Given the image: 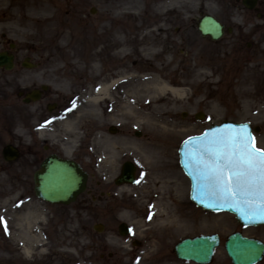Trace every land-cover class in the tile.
Listing matches in <instances>:
<instances>
[{
    "label": "rangeland",
    "instance_id": "rangeland-1",
    "mask_svg": "<svg viewBox=\"0 0 264 264\" xmlns=\"http://www.w3.org/2000/svg\"><path fill=\"white\" fill-rule=\"evenodd\" d=\"M33 3L35 9L32 8ZM201 3L195 1L188 17L186 12H182L183 18L169 26L159 20L163 7L160 3L135 0L131 7L134 13H123L118 18L121 26H115L114 0H0L2 13L10 9L18 16L40 15L37 24L32 23L28 28H0V50L7 49L10 43L15 44L16 59L11 71L0 69V151L7 142H22L24 148L22 157L16 163L6 164L0 155L1 237L11 236L12 241L18 244L23 231L29 233L36 229L35 233L40 239L50 241L51 234L56 230L55 221L58 220V223L66 225V230L60 232L64 239L70 240L76 235L86 244L82 251L90 255V262L86 264H192L177 260L172 252L173 245L187 236L214 232L221 236V245L211 264H230L222 247L229 231L238 230L264 242V227L241 228L231 216H216L196 209L187 197V218L178 223L177 228L149 223L147 216H150V208H141L143 205L149 207V194L157 190L159 185L155 181L160 174L146 172L137 156L133 155L137 145L147 138V129L139 120H132L130 109L141 106L146 98L142 93H133L128 89L116 95L118 99L109 119H100V133L95 136V132L91 131L85 142L75 146L72 154L90 175L88 189L92 196L83 194L77 202L64 207L46 205L33 195L31 176L35 162L30 148L41 150L42 144H51L53 150L63 151L64 138L67 136L64 122L82 109H87L86 103L96 89L97 76L107 73L116 65L110 58H103L105 51L100 52L102 45L113 39L129 45L128 53L131 55L125 58L127 68L135 66L136 58L145 65L157 59L154 63L165 67L160 74L171 73L172 77L178 74L173 77L178 78L185 72L197 81L193 87H177L184 101L182 105L171 108L176 128L174 143L169 146L168 152L180 174L176 153L178 144L184 138L223 120L259 126L255 144L264 150V29L255 32L247 26L243 31L245 38L235 51L229 47L232 42L230 37L210 42L200 37L195 29L198 12H207ZM215 5L226 6L227 0L214 1L210 13L225 18L227 22L242 21L239 18L242 12L218 10ZM90 8H95L96 12L90 14ZM51 13L53 17L49 20L46 16L49 18ZM128 16L133 21L129 24L123 19ZM3 22L0 20V24ZM252 22H256V19H252ZM137 40L151 44L153 50L147 51L150 54H137L131 49ZM77 44L79 50L82 47L80 55L75 54ZM224 50H228L226 56ZM235 55H255L257 57L253 62L262 60V63L252 72H246L243 70L245 65L249 68L251 63L237 62L233 58ZM25 57L36 64L34 69L27 70L20 66ZM186 66L192 67L186 69ZM102 69L105 71L102 72ZM91 76L94 77L92 80ZM23 79L29 82L20 86L11 82ZM41 84L49 86L45 100L25 105L19 97L18 102V90H29ZM48 100L59 102L54 113L44 110ZM197 112L203 114L200 121L194 119ZM110 125L117 128L115 135L108 134ZM39 129L46 134L39 136ZM83 129L88 130L85 125ZM135 131L141 132L139 138L134 136ZM114 156L115 161L112 163ZM125 160L137 166V182L133 186L116 188L113 178ZM181 175L178 185L182 180L187 182L185 176ZM179 191L183 196L186 190L181 186ZM100 193L109 195L99 198ZM33 207L46 214L43 221L36 223L27 218V210ZM98 222L104 225L100 234L92 229L93 224ZM120 222L128 224L131 230L126 237L119 236L117 232ZM228 222L229 231H221ZM129 239H136L141 245L133 247ZM73 249L67 248L74 252ZM0 253L12 255L7 249L0 250ZM148 255H153L152 261H143ZM64 261L68 262V258ZM258 264H264V258Z\"/></svg>",
    "mask_w": 264,
    "mask_h": 264
},
{
    "label": "bare ground",
    "instance_id": "bare-ground-1",
    "mask_svg": "<svg viewBox=\"0 0 264 264\" xmlns=\"http://www.w3.org/2000/svg\"><path fill=\"white\" fill-rule=\"evenodd\" d=\"M34 4H32L33 9L36 8V6H33ZM38 17L40 18L39 14L35 15V17H23L20 14L18 16L14 13V10L6 9L5 13L0 12V20L4 21L0 24V28L8 26L28 28L38 20ZM46 17L50 20L53 15L51 13L49 18L48 16ZM133 44L134 46H131V49L137 54H150L147 51L153 50L149 42L137 40ZM75 50V54L78 55V45ZM128 50L129 45L127 43H121L115 39L112 43L105 42L102 45L100 52L105 51L103 58H110L116 65L109 69L107 73L97 76V89L94 94L92 93L93 96L89 97L88 103H86L87 109H82L78 115L65 123L68 130L65 150L67 153L73 151L75 143L85 139V137L80 136L79 132V130H82L83 124L88 130L96 131V136L99 134L100 119L102 117L109 119L111 110H113L111 108L115 107L114 103L118 99L116 95L121 94V91L128 89L133 93H142V96L146 99L135 110L130 109V113H132V120H139L140 124L147 129V138L137 145L133 155L137 156L148 173L160 174L155 181V184L159 186L152 195L154 199H151L149 194V201H152L151 206H149L151 210L150 222L152 224H161L164 227L177 228L178 220L179 222H181L180 220L183 221L187 214L185 199L178 193L180 192V186H178L176 181L178 172L168 152L176 128L175 120L172 119L171 108L182 105L184 101L181 99L182 92L177 87H193L197 81L196 79H191L185 72L181 73L178 78H173L177 77L178 74L173 77L171 73L160 74L165 67L156 65L154 62H157V59H153L152 63L147 65L138 60L139 63H136L134 67L127 68L125 66L127 59L125 58L131 55ZM189 67L192 66H186V69ZM254 69L257 68L251 66L246 72H252ZM262 70H264V66ZM104 71L102 69V72ZM90 78L92 80L94 77L91 76ZM11 82L20 86L26 85L29 81L23 79L19 80V82ZM114 159L115 156L112 157L111 162ZM184 186L187 192L186 184L183 185V188ZM146 208L147 206L143 205L141 209L146 210ZM182 209L183 211H181ZM28 213L35 220L41 215V211L38 210ZM229 226L230 223L228 222L225 226H222V229L225 231ZM179 228H182L181 225H179ZM78 240L79 237L76 238V235H74L73 239L66 240L58 230L53 234L49 242H43L36 235H21L19 243L15 244L11 236L1 237L0 235L1 252L7 249L12 254L11 256H5L0 253V264H4V262L7 264H77L76 261L79 258L87 263L90 260V256L79 252L85 248V243L81 241L79 244ZM78 246L80 249L79 251L77 250V255L67 250L68 247L75 248ZM75 257H78V259H74ZM65 258H68V262L64 261ZM151 259V256H147L143 261H150Z\"/></svg>",
    "mask_w": 264,
    "mask_h": 264
},
{
    "label": "snow or ice",
    "instance_id": "snow-or-ice-1",
    "mask_svg": "<svg viewBox=\"0 0 264 264\" xmlns=\"http://www.w3.org/2000/svg\"><path fill=\"white\" fill-rule=\"evenodd\" d=\"M193 155L207 195L264 216V150L246 127L205 133Z\"/></svg>",
    "mask_w": 264,
    "mask_h": 264
},
{
    "label": "water",
    "instance_id": "water-1",
    "mask_svg": "<svg viewBox=\"0 0 264 264\" xmlns=\"http://www.w3.org/2000/svg\"><path fill=\"white\" fill-rule=\"evenodd\" d=\"M203 34H209L212 38L219 35L220 29L213 21H203L199 26ZM11 56L0 55V65L6 68L11 66ZM231 127V126H227ZM239 129L238 127H232ZM207 134H210L208 132ZM192 145H188L190 149ZM50 165L47 163L42 165V171L36 174L35 188L36 194L50 202H67L68 199L75 197L82 190L85 183V175L80 169L68 162L50 159ZM133 170L126 166L123 170V177L120 180L124 182L133 181ZM197 181L202 180L199 176ZM196 197L205 199V185L196 182ZM230 209L239 212L248 218V215L239 207L233 205ZM217 244L216 237H200L193 240H185L176 246V253L180 258L193 259L197 262L206 263L210 259L212 248ZM226 250L232 263L234 264H253L261 259L264 253L263 245L253 239L242 238L239 234L232 235L226 242Z\"/></svg>",
    "mask_w": 264,
    "mask_h": 264
}]
</instances>
